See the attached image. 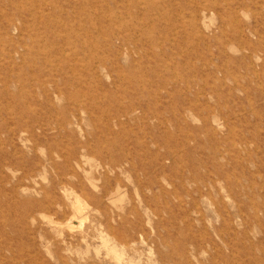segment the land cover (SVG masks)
Masks as SVG:
<instances>
[{"label":"rangeland","instance_id":"obj_1","mask_svg":"<svg viewBox=\"0 0 264 264\" xmlns=\"http://www.w3.org/2000/svg\"><path fill=\"white\" fill-rule=\"evenodd\" d=\"M0 264H264V0H0Z\"/></svg>","mask_w":264,"mask_h":264},{"label":"bare ground","instance_id":"obj_2","mask_svg":"<svg viewBox=\"0 0 264 264\" xmlns=\"http://www.w3.org/2000/svg\"><path fill=\"white\" fill-rule=\"evenodd\" d=\"M80 203H81V202H80ZM80 203H79V206H80ZM81 205H82V204H81ZM75 208H76V206H75ZM81 208H82V207H81ZM76 209H77V208H76ZM84 210H85V209H84ZM79 211H80V210H79ZM79 211H78V212H79ZM81 212H82V210H81ZM82 214H83V213H82ZM82 214H81V215H82ZM103 241H104V240H103ZM104 242H105V241H104ZM104 242H103V243H104ZM105 243H106V242H105ZM108 244H109V242H108ZM108 244H107V245H108ZM109 248H110V247H109ZM117 250H118V249H117ZM110 253H111V252H110ZM118 253H120V252L117 251V254H118ZM122 253H123V252H122ZM113 254L115 255V252H114ZM110 256H111V254H110ZM118 259H119V258H118ZM120 260H121V259H120ZM117 261H118V260H117Z\"/></svg>","mask_w":264,"mask_h":264}]
</instances>
